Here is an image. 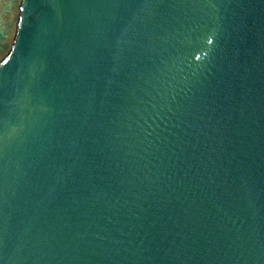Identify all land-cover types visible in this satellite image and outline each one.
Segmentation results:
<instances>
[{"label":"water","instance_id":"95a60500","mask_svg":"<svg viewBox=\"0 0 264 264\" xmlns=\"http://www.w3.org/2000/svg\"><path fill=\"white\" fill-rule=\"evenodd\" d=\"M0 264H264V0H0Z\"/></svg>","mask_w":264,"mask_h":264}]
</instances>
